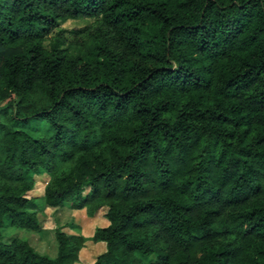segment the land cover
<instances>
[{"label": "trees", "instance_id": "obj_1", "mask_svg": "<svg viewBox=\"0 0 264 264\" xmlns=\"http://www.w3.org/2000/svg\"><path fill=\"white\" fill-rule=\"evenodd\" d=\"M37 199L91 264H264V0H0V264H76L6 239Z\"/></svg>", "mask_w": 264, "mask_h": 264}, {"label": "rangeland", "instance_id": "obj_2", "mask_svg": "<svg viewBox=\"0 0 264 264\" xmlns=\"http://www.w3.org/2000/svg\"><path fill=\"white\" fill-rule=\"evenodd\" d=\"M95 23L96 21L93 19L61 22L56 27L54 33L48 36L45 45L48 47L57 37L72 41L78 30L91 28ZM35 178V188L30 191L29 195L40 197L47 178L41 175L35 176ZM35 202V209L38 212L41 228L38 231H29L8 227L5 231L7 240L13 237L28 240L39 253L54 257L57 254L58 247L55 235L56 229L64 227V230L71 232L72 230L65 226H68V224L74 221L77 227L74 229L73 233H78L87 237L84 246L79 252V260L76 264H91L95 256L104 250L105 247L103 243H96L90 239L97 227H103L108 223L103 216L102 209L98 210L96 215L89 217L83 211L71 210L69 204L51 208L44 204L43 199H37Z\"/></svg>", "mask_w": 264, "mask_h": 264}]
</instances>
